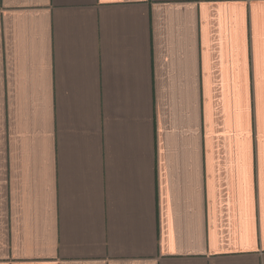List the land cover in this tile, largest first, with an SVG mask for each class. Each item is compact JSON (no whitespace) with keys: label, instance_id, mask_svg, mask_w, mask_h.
I'll use <instances>...</instances> for the list:
<instances>
[{"label":"crops","instance_id":"crops-1","mask_svg":"<svg viewBox=\"0 0 264 264\" xmlns=\"http://www.w3.org/2000/svg\"><path fill=\"white\" fill-rule=\"evenodd\" d=\"M0 264H264V0H0Z\"/></svg>","mask_w":264,"mask_h":264}]
</instances>
